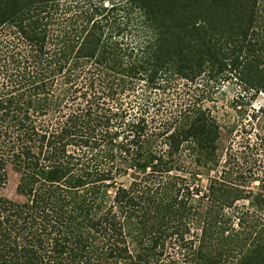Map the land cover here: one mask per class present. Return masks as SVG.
Segmentation results:
<instances>
[{
    "label": "trees",
    "instance_id": "1",
    "mask_svg": "<svg viewBox=\"0 0 264 264\" xmlns=\"http://www.w3.org/2000/svg\"><path fill=\"white\" fill-rule=\"evenodd\" d=\"M224 73L264 93V0H0V264H264V107L218 169L209 109L120 103Z\"/></svg>",
    "mask_w": 264,
    "mask_h": 264
},
{
    "label": "rangeland",
    "instance_id": "2",
    "mask_svg": "<svg viewBox=\"0 0 264 264\" xmlns=\"http://www.w3.org/2000/svg\"><path fill=\"white\" fill-rule=\"evenodd\" d=\"M108 5L107 1H104ZM140 81L136 88L129 90L122 95L120 99L121 107L129 112L136 111L140 107V103L149 101L148 114H154L156 117L166 116L180 106L193 104L201 105L209 109L213 117L220 125V137L218 139V156L220 169L224 164L225 151L233 146L238 149V128L240 122L251 112L250 107H264V93L259 92L258 95L251 99L250 93H244L238 83L236 77L228 73L220 74L215 80L206 82L197 80L195 82H186L185 79H174L169 84L151 88ZM128 116V115H127ZM124 132H119L114 139L115 144L123 140ZM108 147L102 144L98 149ZM114 148L116 145L113 146ZM235 164L238 165V162ZM233 170L235 167L233 166ZM213 172L211 171L210 174ZM207 171H203L199 176L202 185L207 182ZM5 183L0 186V195L6 197H17L15 194V186L17 182V174L12 169H8L5 174ZM256 182L252 183L255 186ZM256 192L249 200H239L240 205L250 204L256 210L264 212V194Z\"/></svg>",
    "mask_w": 264,
    "mask_h": 264
}]
</instances>
